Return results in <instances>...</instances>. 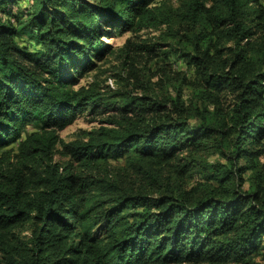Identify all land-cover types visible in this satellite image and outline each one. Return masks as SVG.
I'll list each match as a JSON object with an SVG mask.
<instances>
[{
  "label": "trees",
  "instance_id": "1",
  "mask_svg": "<svg viewBox=\"0 0 264 264\" xmlns=\"http://www.w3.org/2000/svg\"><path fill=\"white\" fill-rule=\"evenodd\" d=\"M161 27L195 70L174 72L176 97L81 84L106 38ZM87 110L115 115L63 141ZM217 153L227 162L207 161ZM124 157L115 173L109 159ZM196 169L206 180L189 186ZM202 263L264 264V5L0 0V264Z\"/></svg>",
  "mask_w": 264,
  "mask_h": 264
},
{
  "label": "rangeland",
  "instance_id": "2",
  "mask_svg": "<svg viewBox=\"0 0 264 264\" xmlns=\"http://www.w3.org/2000/svg\"><path fill=\"white\" fill-rule=\"evenodd\" d=\"M166 1L169 5L177 7L180 5L181 0H161ZM264 5V0H260ZM28 1H24L23 5H27ZM167 31L166 27L159 29H147L137 34L131 32H125L124 34L116 35L106 38V41L112 45V51L108 52L105 58L99 62L98 67L88 73H85L81 78V84L87 85L92 82H96L102 87V91L107 96L114 94V90L117 88L133 90L137 93L146 91L148 93L158 94L160 96L176 97L177 91L175 86L180 85L176 83L174 72L182 73L186 75L188 79L195 80L194 67L189 63L187 58L180 57L179 54L172 50L170 44L175 45L176 40L172 37H161ZM130 39L135 43H151L154 45L152 52L147 51H135L130 53L131 57L127 58V54L124 51L127 40ZM180 47L179 45L175 46ZM161 51H169L168 54H160ZM170 67V73L165 75L163 68ZM173 75V76H172ZM144 85V88L140 87ZM182 95L185 100L191 101L193 104L198 103L201 105V99L197 95L198 88L195 86H189L181 84ZM113 99V98H112ZM97 111H84L79 112L75 119L69 123L61 132L60 137L65 142L73 141L79 138L85 131L98 129L106 124V119L109 115H115L114 111L107 110L105 113H99ZM34 127H28L26 133L31 132ZM15 151L18 150V144L15 143L11 147ZM6 150V149H5ZM62 147L58 146L54 159L57 162L65 164L68 158L62 153ZM226 153L229 150L225 151ZM208 162H221L226 163L227 158L222 154H215L211 156ZM243 163V161H241ZM127 158L109 159V166L115 170V173L121 171L122 168L127 167ZM126 173L125 178L136 179V174L130 170L122 171ZM168 171L165 172L167 174ZM249 173L246 177H249ZM206 180V174L200 170H193L190 176L186 179V183L189 186L196 185L197 183ZM245 188H249V183L245 184ZM24 236H30V231L24 232ZM207 264V263H202Z\"/></svg>",
  "mask_w": 264,
  "mask_h": 264
}]
</instances>
